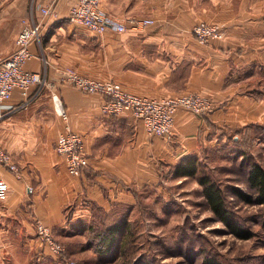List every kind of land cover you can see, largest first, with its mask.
<instances>
[{
	"label": "crops",
	"instance_id": "1",
	"mask_svg": "<svg viewBox=\"0 0 264 264\" xmlns=\"http://www.w3.org/2000/svg\"><path fill=\"white\" fill-rule=\"evenodd\" d=\"M100 2L126 23V30L98 34L71 21L72 0L61 1L56 14L45 19L31 8L32 0H0V55L15 49L23 18L43 20L41 44H30L35 56L25 68L45 73L43 86L29 89L26 106H19L18 89L1 104L0 144L21 175L0 164V233L11 226L12 215L21 217L24 211L51 230L74 225L85 231L119 221L125 226L141 195L148 188L158 191L169 168L199 155L227 132L264 125V0ZM129 17L154 22L136 29ZM201 20L222 25L220 36L200 43L191 28ZM65 67L149 97L200 93L213 107L204 115L179 107L174 135L166 139L147 133L128 111L103 114L100 95L60 80ZM54 94L71 129L82 137L86 164L79 175L68 173L55 150L65 122L55 111Z\"/></svg>",
	"mask_w": 264,
	"mask_h": 264
},
{
	"label": "rangeland",
	"instance_id": "2",
	"mask_svg": "<svg viewBox=\"0 0 264 264\" xmlns=\"http://www.w3.org/2000/svg\"><path fill=\"white\" fill-rule=\"evenodd\" d=\"M261 88L264 91L263 83ZM197 158L198 175L206 174L221 186L230 213L240 229L249 232L247 238L217 220L198 176H176L174 166L158 191L148 188L141 195L129 229L125 225L115 235L108 252L100 250L93 236L104 231V223L97 224L93 235L74 225L52 229L65 248L63 256L56 255L40 239L37 220L24 211L18 215L21 219L12 215L11 226L0 233V264H264V206L245 203L233 194V188L250 191L245 180L248 165L264 167V129L227 132Z\"/></svg>",
	"mask_w": 264,
	"mask_h": 264
},
{
	"label": "built area",
	"instance_id": "3",
	"mask_svg": "<svg viewBox=\"0 0 264 264\" xmlns=\"http://www.w3.org/2000/svg\"><path fill=\"white\" fill-rule=\"evenodd\" d=\"M63 0H46L35 3L43 19L55 15L57 5ZM69 19L88 29L101 34L107 30L122 32L127 25L124 21L108 13L100 0H72ZM127 22L131 28H142L152 24L150 17H129ZM44 21L23 18L21 28L16 37L15 49L7 55H0V118L4 115L1 104L9 99L15 89L23 96L19 106H26L30 100L29 89L41 87L45 83V73L28 70L25 63L35 54L30 49L31 43L41 44V28ZM222 25L207 21L195 23L191 32L200 43L207 44L218 38ZM46 62V61H45ZM60 80L86 93L98 94L103 101L100 110L105 115H117L128 111L142 121L147 133L170 139L174 135L175 113L184 107L196 114L204 115L211 111L213 103L209 97L200 93H183L176 97H149L126 91L119 82L110 79L91 77L77 72L74 68L65 67L59 71ZM55 111L65 122L64 130L59 133L55 143L56 152L64 158L66 169L71 175H79L86 164L83 141L79 133L73 131L69 124L68 113L59 97L52 96ZM0 164L20 177V169L11 155L0 144ZM3 181L0 179V185ZM27 192H32L30 185ZM36 229L40 239L56 255L63 256L65 248L56 240L51 228L37 220ZM74 264L73 261L70 262Z\"/></svg>",
	"mask_w": 264,
	"mask_h": 264
},
{
	"label": "trees",
	"instance_id": "4",
	"mask_svg": "<svg viewBox=\"0 0 264 264\" xmlns=\"http://www.w3.org/2000/svg\"><path fill=\"white\" fill-rule=\"evenodd\" d=\"M252 127L264 129V125H254ZM174 174L181 177L198 176V182L202 186V195L217 220L225 224L230 232L240 237H248L249 232L247 230H241L235 218L230 213L221 186L206 174L201 173L198 175L197 156L185 157L174 167ZM245 176L250 191L247 192L238 188H233V194L245 203L264 206V167L258 163H252L247 166ZM123 227V222L119 221L111 225H105L103 232H95L94 235L92 232L94 231L93 229L98 228L97 224L86 227V231H90V233H92L91 235L96 237L100 250L108 252L114 245L115 235L122 230ZM127 229H129V226Z\"/></svg>",
	"mask_w": 264,
	"mask_h": 264
},
{
	"label": "bare ground",
	"instance_id": "5",
	"mask_svg": "<svg viewBox=\"0 0 264 264\" xmlns=\"http://www.w3.org/2000/svg\"><path fill=\"white\" fill-rule=\"evenodd\" d=\"M42 71V70H41ZM43 72V71H42ZM7 151V150H6Z\"/></svg>",
	"mask_w": 264,
	"mask_h": 264
}]
</instances>
